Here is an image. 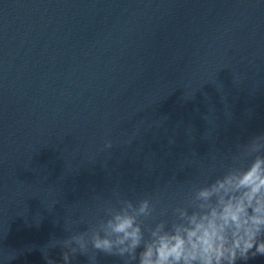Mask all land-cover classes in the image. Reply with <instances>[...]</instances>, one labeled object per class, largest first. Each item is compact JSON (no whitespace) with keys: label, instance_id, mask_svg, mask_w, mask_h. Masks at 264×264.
I'll return each mask as SVG.
<instances>
[{"label":"water","instance_id":"95a60500","mask_svg":"<svg viewBox=\"0 0 264 264\" xmlns=\"http://www.w3.org/2000/svg\"><path fill=\"white\" fill-rule=\"evenodd\" d=\"M261 132L264 0H0V264H63L114 189L170 217Z\"/></svg>","mask_w":264,"mask_h":264},{"label":"clouds","instance_id":"9594fccd","mask_svg":"<svg viewBox=\"0 0 264 264\" xmlns=\"http://www.w3.org/2000/svg\"><path fill=\"white\" fill-rule=\"evenodd\" d=\"M214 171L188 190L170 217L167 208L157 212L159 201L133 200L114 189L85 230L53 238L48 248L63 249V264L78 254L98 264L100 253L120 264H247L264 257V132L238 144L213 178Z\"/></svg>","mask_w":264,"mask_h":264}]
</instances>
